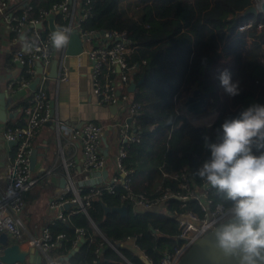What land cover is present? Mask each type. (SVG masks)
Instances as JSON below:
<instances>
[{
  "label": "trees",
  "instance_id": "16d2710c",
  "mask_svg": "<svg viewBox=\"0 0 264 264\" xmlns=\"http://www.w3.org/2000/svg\"><path fill=\"white\" fill-rule=\"evenodd\" d=\"M63 1L31 0V3L38 13L40 8L50 11ZM122 1L91 0L92 15L82 22V28L127 31L134 43L130 62L138 65V71L133 77L137 82L144 79L136 89V101L143 104L138 118L143 139L129 146L125 160L135 170L134 190L153 197L167 188L179 190V182L165 173L183 169L190 172L196 185L203 186L206 181L194 173L210 157L205 138L215 142L226 118L238 117L253 104L264 105V12L245 15L256 4L255 0H140L141 11L136 18L121 8ZM248 20L256 23L255 28L238 31ZM259 23H263L262 29L257 28ZM225 70L232 82H239L240 94L234 97L227 94L211 126L195 125L185 114L178 113L176 99L181 97L182 89L200 88L219 101L224 89L219 76ZM124 191L119 187L117 194L105 192L92 201L88 213H74L68 221L51 224L54 234H66L62 245L53 248L51 254L59 258L67 256L75 248L77 230L83 228L86 241L73 257L61 264H128L127 260L147 264L142 254L160 264L162 252L177 244L179 223L173 212L199 207L194 201L184 207L181 200L172 198L160 211L139 209L121 198ZM216 199L224 201L223 195H216ZM123 204L128 206L127 216L106 213L104 208ZM128 237L136 238L140 250L133 251L128 246L131 244ZM111 244H116L121 253Z\"/></svg>",
  "mask_w": 264,
  "mask_h": 264
},
{
  "label": "built area",
  "instance_id": "2783aa9c",
  "mask_svg": "<svg viewBox=\"0 0 264 264\" xmlns=\"http://www.w3.org/2000/svg\"><path fill=\"white\" fill-rule=\"evenodd\" d=\"M262 0H255L256 3ZM91 0H64L61 4L48 11L40 8L36 13L35 6L29 1L25 5L13 4L9 0H0V16L8 23L12 35L20 39L26 35L24 44L13 53V60L25 67V73L18 81H10L9 89H15L16 84L20 87H28L38 75L41 80L34 90L32 102L24 106L25 124L9 126L4 137L7 141L13 142L15 155L7 164L3 175L0 177L4 184L0 185V235L7 232L10 239L16 243L30 242L32 246L48 253L55 247L61 246L66 239L65 233L54 234L49 227H45L39 236H27L25 223L22 214L26 208L25 194L34 186L36 178L31 168L32 151L35 148V140L40 129L49 122L56 125L61 138H65L68 144L79 145L82 149L81 167L84 173L83 179L79 182L75 179L73 171L78 167V161L73 157L66 158L63 152L64 166L66 171V185L62 192L55 197L50 205L60 210L59 219L68 221L71 214L84 212L92 206L94 199L100 198L105 192L118 193V188L123 187V200L131 202L139 209H163L169 199H179L183 206L187 207L189 202H196L199 209L187 208L182 212L174 211L173 216L179 223V232L176 235L177 244L171 249L162 252L160 264H178L187 251L205 234L214 229L228 217L222 215V205H228L224 201H218V193L207 182L203 186L195 184L190 172L187 169L174 173H165L179 182V190L167 188L160 195L153 197L146 192L134 190L135 170L125 160L128 157V148L134 143H140L143 134L140 131L138 118L142 113L143 104L140 102H129V97L124 93V88L130 92L129 87L133 76L138 71V65L130 62V55L134 51V43L127 31L110 30L102 35L105 39L103 45L94 46L85 52L93 64V93L100 104L110 107L119 105L118 111L126 114L123 124L106 126L94 120L85 122L82 126L67 125L60 121L55 115L53 103L47 92L46 79L48 69L55 55V48L51 43L52 31L44 33L39 27L49 13L59 11L66 24L61 27H70L73 31L78 28L83 37L95 35L99 31H87L82 28V22L92 15ZM78 11L81 17L76 20ZM256 23L248 20L238 27V31H248L255 28ZM258 29L263 28V23L257 25ZM29 34L28 38L27 35ZM27 45V50L25 49ZM41 62L44 70L40 74L37 70ZM63 63L61 66L60 80L68 81V74H63ZM182 91V90H181ZM180 93L182 94V92ZM187 95H181L179 102L176 100V108L179 114L187 111L185 101ZM184 115V114H183ZM187 115L189 112L187 111ZM186 115V116H187ZM188 117V116H187ZM131 119V123L128 119ZM211 126V125H208ZM154 126L153 128H155ZM109 128L119 133L120 146L113 165L110 164L108 154L105 151L106 131ZM113 168L111 174L109 171ZM108 171L105 177L104 171ZM72 204L73 209L66 213L67 205ZM207 225L208 231L201 229ZM94 228L100 234L99 228ZM75 248L81 239L86 240V231L80 228ZM127 242L133 244L136 250L139 245L136 238L128 237ZM111 246L119 253L116 244ZM99 253L100 250L98 249ZM2 248L0 246V256ZM146 263L154 262L145 254H142ZM127 260V259H126ZM128 264H133L127 260ZM0 264H7L0 259ZM11 264H25L15 262ZM49 264H60L59 258H49ZM98 264V263H96Z\"/></svg>",
  "mask_w": 264,
  "mask_h": 264
},
{
  "label": "crops",
  "instance_id": "0c3cea01",
  "mask_svg": "<svg viewBox=\"0 0 264 264\" xmlns=\"http://www.w3.org/2000/svg\"><path fill=\"white\" fill-rule=\"evenodd\" d=\"M13 4L25 5L31 0H10ZM121 8L129 15L139 17L141 11L140 0H123ZM58 11L48 14L45 21L40 27L44 32L51 31L50 19H54V23L58 28L63 25V17ZM139 14V15H138ZM81 17L80 11L76 15V20L79 21ZM29 34L27 35L28 38ZM26 36L16 39L12 36L8 23L0 16V92H8V110L14 114L8 121H0V177L3 175L5 168L9 162L12 161L15 155V147L13 143L7 141L4 137L6 129L10 124L24 122L23 108L26 104L32 102L34 90L28 87H20L16 84L15 89H9L10 81H18L25 73V67L13 60V53L21 48L24 44ZM105 43L104 37L98 36L93 39H88L85 42V51L98 45ZM66 47L61 50L55 49V58H63V74L67 72L68 81L47 77L45 83L47 92L53 103L55 115L59 117L60 121L67 125L82 126L89 120L97 121L106 126L112 118L119 116L120 112L113 113L110 107H106L99 103L98 98L93 93V64L89 59L87 53L84 51L82 55L65 56L64 51ZM53 59V60H54ZM38 70V68H37ZM50 70V67L48 71ZM134 79V77H133ZM188 98V95H187ZM211 98V97H210ZM185 106V105H184ZM186 107V106H185ZM183 114L187 115L184 110ZM205 114V113H204ZM202 114V115H204ZM192 115V114H191ZM200 115V116H202ZM190 119V113L187 115ZM194 116V115H193ZM199 118V116H194ZM197 118V119H198ZM191 121H193L191 119ZM214 123V122H213ZM212 123V124H213ZM211 124V125H212ZM109 133H113L112 143H114V152L111 150L109 143ZM117 132L113 128L106 131L105 151L108 157L111 155L110 164L113 165L116 155L119 150V138H116ZM35 148L39 151L38 161L33 176L36 178V183L25 194L26 208L22 214L27 236H39L45 227H49L59 219L60 210L52 208L50 203L62 192V179L66 176L63 152L66 158L73 157L78 161V167L73 171L77 182L83 179L81 157L82 149L79 145L68 144L65 138H61L55 123L49 122L44 125L35 140ZM109 174L113 171L111 168ZM0 178V185L4 184ZM71 210L73 207H69ZM63 221V220H62ZM50 228V227H49ZM2 253L0 259L7 264L14 261H25V264L30 263L31 247L30 242L16 243L10 239L8 245H0ZM42 252V251H41ZM43 253V252H42ZM49 258H59L53 256L51 251L46 255L43 253L44 263H49ZM59 263H62L59 258Z\"/></svg>",
  "mask_w": 264,
  "mask_h": 264
},
{
  "label": "clouds",
  "instance_id": "9594fccd",
  "mask_svg": "<svg viewBox=\"0 0 264 264\" xmlns=\"http://www.w3.org/2000/svg\"><path fill=\"white\" fill-rule=\"evenodd\" d=\"M71 33L70 27L58 28L51 34L52 46L67 47ZM219 79L229 96L240 94L239 82H232L227 70ZM205 146L210 157L194 175L221 193L228 205H222L228 219L214 226L217 247L237 264H264V105L253 104L238 117L226 118L217 140L205 138Z\"/></svg>",
  "mask_w": 264,
  "mask_h": 264
},
{
  "label": "water",
  "instance_id": "95a60500",
  "mask_svg": "<svg viewBox=\"0 0 264 264\" xmlns=\"http://www.w3.org/2000/svg\"><path fill=\"white\" fill-rule=\"evenodd\" d=\"M59 12V11H58ZM260 12H264V0L259 3H256L254 6L247 9L245 15L250 14H257ZM39 27H43V24H40ZM50 28L51 31L54 32L58 29L56 24L54 23V19H50ZM106 30H101L95 35H89L87 37H83L79 32L78 28H74L69 39V43L64 51V57L67 56H78L82 55L85 51V42L88 39H93L95 37L104 35ZM26 35L23 34L22 37L24 38ZM63 63V58H55L51 64L50 71L48 76L50 78L59 79L61 73V66ZM44 70V67L41 62L38 63V72L41 74ZM41 80V75H38L34 82L31 83L30 88L35 89L38 83ZM144 79L140 81H135L134 79L131 82L129 87L130 92H135L138 85L143 83ZM8 92L1 91L0 92V121L6 122L9 118H12L14 114L18 113H11L8 110ZM210 102V94L208 92L203 91L200 88L194 89L193 93L187 98L185 101V106L187 111L194 115L200 116L204 114L208 108ZM110 109L113 113H116L119 109V105H111ZM128 122L131 123V119H128ZM13 143V142H11ZM39 151L37 148H34L32 151V162L31 168L32 170L35 169L36 163L38 161ZM105 177L108 175V171H104ZM66 185V178L62 179V186ZM72 204H68L67 208L71 207ZM106 213L110 212H117L120 213L122 216H127L129 214L128 206L123 204L119 206H107L104 205ZM219 225H217L218 227ZM85 242L84 239H81L80 243L76 248H74L67 256L62 257L61 260H69L73 257L81 248L83 243ZM10 243V236L7 232H4L0 235V245H8ZM121 244L118 243V246ZM31 256H30V263L31 264H46L43 261V253L40 249L36 247H31ZM4 262V261H3ZM15 262H22L25 261H14ZM11 264V263H10ZM148 264H152L148 262ZM178 264H237L235 258H231L225 256V254L217 247L214 229L209 231L205 234L200 240H198L188 251L187 253L181 258Z\"/></svg>",
  "mask_w": 264,
  "mask_h": 264
},
{
  "label": "rangeland",
  "instance_id": "374dc122",
  "mask_svg": "<svg viewBox=\"0 0 264 264\" xmlns=\"http://www.w3.org/2000/svg\"><path fill=\"white\" fill-rule=\"evenodd\" d=\"M86 45V44H85ZM194 90L192 91H185L184 89H182V96L183 95H188V97L193 93ZM124 93L128 95L129 97V102L130 103H133L136 101V91L135 92H128L126 88H124ZM179 99L180 98H177V102H179ZM227 99V93L224 89H221L220 91V99L219 101L216 99V98H213L211 97L210 98V102H209V105H208V108L205 112L204 115L202 116H199V118H195L193 115L190 114V117L191 119L193 120L192 122L195 124V125H201V126H208V125H211L215 120L216 118L218 117L219 115V112H220V109L222 107V104L226 101ZM107 107V106H106ZM185 107V106H184ZM126 117V114L124 113H120L119 116H117L116 118H112L111 120H109L107 123H109V125H112V126H115V125H118V130L121 128L119 125L123 124L124 122V119ZM108 140H109V143H110V146H111V150L112 152H114V143H112V137L115 136L113 133H109L108 134ZM116 138L118 139L119 138V133L116 134ZM120 145V141L118 143V146ZM113 158V157H112ZM111 155L109 157V159L111 160ZM112 165V164H111ZM164 211V210H163ZM128 246L133 250L135 251L136 249L134 248L133 244H128ZM137 251V250H136Z\"/></svg>",
  "mask_w": 264,
  "mask_h": 264
},
{
  "label": "bare ground",
  "instance_id": "6f19581e",
  "mask_svg": "<svg viewBox=\"0 0 264 264\" xmlns=\"http://www.w3.org/2000/svg\"><path fill=\"white\" fill-rule=\"evenodd\" d=\"M9 2H11V1L9 0ZM11 3H12V2H11ZM46 18H47V17H46ZM46 18H45V19H46ZM45 19H44V21H45ZM44 21H43V22H44ZM43 22H42V23H43ZM186 112H187V111H186ZM85 241H86V240H85ZM117 247H118V246H117ZM48 264H49V263H48Z\"/></svg>",
  "mask_w": 264,
  "mask_h": 264
}]
</instances>
